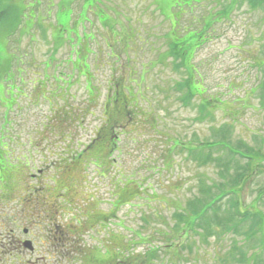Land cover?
Segmentation results:
<instances>
[{
	"label": "rangeland",
	"instance_id": "obj_1",
	"mask_svg": "<svg viewBox=\"0 0 264 264\" xmlns=\"http://www.w3.org/2000/svg\"><path fill=\"white\" fill-rule=\"evenodd\" d=\"M242 1H9L15 11H10L0 25V153L8 155L11 162L6 163L3 156L0 159V187L6 185L0 192V251L12 247L1 246L12 242L9 231L20 236L23 228H29L37 235L33 240L39 247L34 255L23 257V262L17 261V264H27L29 260L30 264H91L95 258L111 260L113 264L112 258L118 252L123 264H180L182 256L189 261L182 264H254V257L261 254L263 247L260 236L256 235L255 244L250 243L251 238L248 242L238 229L239 218L231 224L226 221L225 225L216 224L213 221L215 207L209 212L203 208L198 215L200 221L193 232L191 254L181 248L192 238L190 233L181 232L179 250L165 249L170 244L168 241L178 234V201L174 203L173 199L179 198L186 205L188 200L200 197L201 183L209 185L205 180L217 187L211 186L217 195L225 193L223 185L234 188L237 179V167L226 169L221 164L220 158L226 153L221 155L204 149L203 154L193 160L187 150L177 149L176 154L165 156L162 149L169 147L165 137L190 141L193 145L188 148L195 149L199 142L214 141L219 136L215 131L225 123L231 125L233 131L228 141L233 146H243L246 151L254 148L261 153L255 161L251 181L240 193V210L244 214H248L249 209L258 210L264 216V195L258 196L264 189V4L252 8L248 1L243 4ZM183 7L187 8V13L182 21L178 10L185 13ZM162 13L170 18L167 22ZM209 23H215L213 30ZM178 29L186 37L195 35L196 43L211 37L195 52L188 53V68H197L195 77L202 79L203 76L204 86H201L207 91L203 94L200 90L188 108L185 106L190 101L183 106L178 100L182 92L178 90V82L187 77L188 69L176 68L169 47L171 41L166 36L170 32L173 39L178 40L175 38ZM178 44L181 51L185 50L183 41ZM192 48L186 50L192 51ZM146 65L149 67L142 76L145 82H141L139 77ZM126 67H130L128 75L123 72ZM88 71L91 75L85 74ZM122 76L126 78L125 87L130 88L128 92L144 113L140 121L146 117L147 126L133 125L131 131L121 136L119 167L125 165L129 175L138 173L147 154L151 160L159 161L160 168L165 157L166 167L160 180L159 175L151 173L156 192L161 195L157 202L142 194L136 203L128 204L137 189L128 188L124 192L118 200L116 219L111 222L112 245H107L104 228H97L100 233L93 229L96 224L93 215L96 207L104 212L110 207L105 200L110 198L108 188H101L99 196L103 199L93 201L86 184L69 165L71 156L60 148L63 144L56 137L64 133L62 121L65 122L63 117L69 104V108H93L95 116H88L82 128L81 124L70 126V133L77 134L75 143L89 144L95 128L102 125L100 104L107 98L108 88L113 89L114 80ZM130 80L133 83H129ZM68 82L69 85H65ZM37 93L44 95L34 102ZM145 97L147 103L138 101ZM205 97L222 101L221 110H215L213 120L199 118L198 107ZM18 98L19 103L8 114L6 106L16 103ZM139 128L143 129L141 133L136 132ZM66 132L69 134L67 129ZM30 142L32 152L38 153L29 162V168L16 170L20 161L15 157L27 156ZM217 145L231 149L227 142ZM48 153L51 157L44 161L43 154L48 157ZM37 168L44 171L40 181H31L29 175L39 174ZM8 172L14 182L4 181ZM21 177L27 184L20 181ZM50 178L58 182V190L43 187L44 191L35 196V185L49 184L53 189ZM66 187L68 191L64 194L61 191ZM229 201L225 198L220 207L222 219L227 208H231ZM136 204L139 207H131ZM143 214L150 219L142 218ZM250 218L253 223V216ZM133 230H137V234L141 232L144 240L138 242L131 233ZM241 230L245 232L244 228ZM80 231L86 233L79 244L75 238ZM151 237H154L153 242ZM68 239L72 245L66 247L62 241ZM126 239L134 243L131 251ZM172 241L176 243L178 239ZM100 242L109 254H104ZM150 242L159 252L144 258L150 253L147 246ZM95 246L100 247L102 253ZM128 255H134L130 262L123 258ZM247 255L250 260L246 262Z\"/></svg>",
	"mask_w": 264,
	"mask_h": 264
},
{
	"label": "trees",
	"instance_id": "obj_2",
	"mask_svg": "<svg viewBox=\"0 0 264 264\" xmlns=\"http://www.w3.org/2000/svg\"><path fill=\"white\" fill-rule=\"evenodd\" d=\"M9 1L10 0H0V23L3 22L9 15L10 8H11ZM186 1H190L192 3L193 0H186ZM175 5H177V4H175ZM183 8H185V7H183ZM178 15L182 16L180 13V10H178ZM212 24L213 23H209L208 25L212 26ZM177 31H178V38H176V39H178V40H174V39L170 38L171 43H170L169 47L171 50V56L174 58L173 63H176V68H179V70H182V69H185V67L186 68L188 67V60H189L188 57H190V56H188L189 50H186V49H190L191 47H194V46L195 47L201 46L203 44V42H197L196 43L193 40L194 44H192L193 42H190L191 40L188 41V39L194 38L195 35L189 34V36L186 37L185 36L186 34H184V37L181 38L180 34L182 32L179 29ZM182 41H183V45L185 47V50H183V51L180 50L179 44H178L179 42H182ZM192 45H194V46H192ZM192 80H194V76L192 73H190V70H188L187 77L183 78L182 80H180L178 82V90L182 91L181 94H178V100L180 101V103L183 106H185L184 102L190 101L188 106H185V108H188L189 106H191V102L195 99L194 97L196 96V94L198 92V89H196V87L193 85ZM115 99L113 100V102H115ZM208 105H209V107L206 104V105H202L199 108V115H200L199 118H201L204 115L209 116L212 113L211 109L214 111L215 110L218 111L220 109L219 107L221 105V102L218 100H214V101H212V103H208ZM12 107L13 106H11L10 108H12ZM73 108H72V111H74ZM110 122H111V119H110ZM227 127H228L227 125H223V127L218 129L217 131H215V133H217V134L226 133L228 131ZM223 137H225V136H220L218 141H220ZM222 140H225V139L223 138ZM216 143H218V142H216ZM190 145H193V143L190 141L188 143L183 142V141H178V150L179 149L187 150V153L191 156V158L193 160H194V158H197L199 155L203 154L201 151H203L204 149H210L212 147V144L209 143V141L197 143V146L195 147V149H194V147L188 148V146H190ZM152 164L155 165V163H152ZM224 164H226V163H223V165ZM201 194H202V197L198 196L195 198V201L198 205L192 206L193 214H198L201 208L206 207V203L204 202V200H206L208 198L206 187L202 188ZM182 218H183V215L181 217V214L178 211V221L176 224L177 227H178V222H180V220H182Z\"/></svg>",
	"mask_w": 264,
	"mask_h": 264
},
{
	"label": "flooded vegetation",
	"instance_id": "obj_3",
	"mask_svg": "<svg viewBox=\"0 0 264 264\" xmlns=\"http://www.w3.org/2000/svg\"><path fill=\"white\" fill-rule=\"evenodd\" d=\"M128 108H129V102L127 100H125L122 96L119 95V93L117 94V100L115 103H113V106L111 108L108 109L107 114L109 116H111L113 118V120H116V127L122 128L124 129L127 124L129 123L128 120ZM120 120H125L126 123H121ZM63 135L62 136H58L57 139L61 140V143L63 144V150L67 153V155L69 156V145H70V137L69 134L67 135L65 133V128L63 127ZM104 138V135L101 133H96L93 138L91 139V142L93 143L92 146L90 147V150L88 152V154L92 157V158H96V159H101L102 161H104V159L99 158V157H103L106 155V152L108 151L107 147H104L105 143H102ZM61 148V147H60ZM44 159H47L46 156L43 154ZM84 156V155H82ZM116 161L115 158H112V155H110L105 161ZM116 165L115 164H107L105 167L106 169L104 170L105 174H100L101 177L105 178L107 181V183H111L112 185L115 184V179L114 176L116 175L113 171L112 168H114ZM39 174H30L31 177V181H37L39 182V177L43 174V169H37ZM82 183L86 184V186H93L94 182L92 180L89 179L88 175H84L81 178ZM96 216H98V218H104L103 214H95L93 215L94 218H97ZM106 218V217H105ZM109 219H112L111 217ZM105 221H108V219H106ZM97 225H105L103 224V221H99L97 224H95L94 226ZM26 232V230H25ZM9 235L12 237V242L8 241L7 243H5V245H1L6 246V245H11L12 247H10L8 250L4 251L1 250L0 251V264H8L9 262H11V264H17V261H21L22 260V255H23V250H24V241L25 239L23 238V235L21 234L20 236L15 235V231L11 230L9 231ZM35 237V236H33ZM9 257V258H8ZM91 260V258L89 259ZM91 264H103L100 262H97L96 259H92ZM108 264H111V262H109Z\"/></svg>",
	"mask_w": 264,
	"mask_h": 264
},
{
	"label": "bare ground",
	"instance_id": "obj_4",
	"mask_svg": "<svg viewBox=\"0 0 264 264\" xmlns=\"http://www.w3.org/2000/svg\"><path fill=\"white\" fill-rule=\"evenodd\" d=\"M104 69H106V68H104Z\"/></svg>",
	"mask_w": 264,
	"mask_h": 264
}]
</instances>
